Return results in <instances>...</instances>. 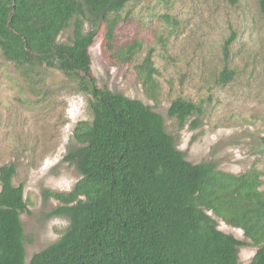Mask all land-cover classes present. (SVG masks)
I'll return each mask as SVG.
<instances>
[{"label":"trees","instance_id":"16d2710c","mask_svg":"<svg viewBox=\"0 0 264 264\" xmlns=\"http://www.w3.org/2000/svg\"><path fill=\"white\" fill-rule=\"evenodd\" d=\"M142 0H0V54L22 76L53 69L89 96L91 121L72 131L78 146L63 161L80 179L69 192H44L61 206L50 216L69 223L62 236L28 264H238L243 243L218 230L215 217L240 230L257 250L249 264H264V182L253 167L244 174L191 164L164 130L163 118L141 101L100 88L89 50L104 28L102 51L130 63L137 43L115 51L120 13ZM165 1V0H159ZM235 4L236 0H228ZM264 15V0H259ZM73 23L69 43L58 37ZM85 24L88 29L85 30ZM230 40L224 45L227 55ZM138 69L154 91L152 52ZM232 75L221 73L226 84ZM200 108L176 98L167 111L180 127ZM197 121L194 125H197ZM14 166L0 168V264H25L20 214L23 188Z\"/></svg>","mask_w":264,"mask_h":264},{"label":"rangeland","instance_id":"374dc122","mask_svg":"<svg viewBox=\"0 0 264 264\" xmlns=\"http://www.w3.org/2000/svg\"><path fill=\"white\" fill-rule=\"evenodd\" d=\"M73 23L59 43H69ZM103 35L102 27L89 50L100 88L141 101L161 115L165 132L187 162L213 163L218 171L234 175L255 167L264 182V15L259 0L129 3L120 13L114 45L115 51L139 45L130 63L103 53ZM149 51L157 72L152 92L144 88L138 69ZM223 72L232 75L226 84ZM178 97L200 108L183 127L167 116ZM88 101L77 82L61 72L38 68L22 76L0 54V168L14 166L12 184L23 188L27 202L28 210L19 217L25 264L57 241L69 223L50 216L61 205L44 192H69L80 179L63 158L78 146L74 126L91 121ZM213 218L219 231L244 244L237 249L238 264H249L257 247L242 231Z\"/></svg>","mask_w":264,"mask_h":264}]
</instances>
